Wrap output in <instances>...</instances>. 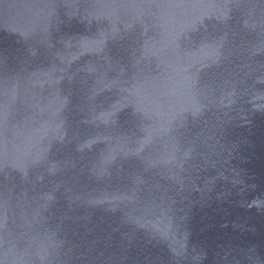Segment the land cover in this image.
Masks as SVG:
<instances>
[{"label": "water", "instance_id": "95a60500", "mask_svg": "<svg viewBox=\"0 0 264 264\" xmlns=\"http://www.w3.org/2000/svg\"><path fill=\"white\" fill-rule=\"evenodd\" d=\"M0 264H264V0H0Z\"/></svg>", "mask_w": 264, "mask_h": 264}]
</instances>
